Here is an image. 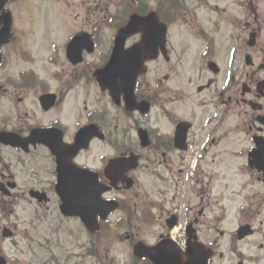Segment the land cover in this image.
Returning <instances> with one entry per match:
<instances>
[{"label": "flooded vegetation", "instance_id": "1", "mask_svg": "<svg viewBox=\"0 0 264 264\" xmlns=\"http://www.w3.org/2000/svg\"><path fill=\"white\" fill-rule=\"evenodd\" d=\"M207 1L199 0L200 7ZM12 2L0 10V39L7 27L3 14H9L6 40L0 43V107L8 105L0 113V148L16 152L18 169L28 175L35 172L38 151H46L49 178L45 185L40 178L33 181L28 192L38 205L55 201L64 218L82 225L86 240L78 242L84 262L73 264H155L139 257L136 247L155 248L164 241L183 251L190 241L199 242L212 257L215 245L204 244L197 234L208 207L221 221L231 217L230 207L232 212L237 207L239 241L261 230L254 222L264 208V23L255 1L237 0L241 14L233 17L224 57L217 34L222 23H207L208 30L186 0H158L155 8L144 0H100L93 12L103 19H94L89 28L64 27L62 40L49 44L45 70H38L33 49L26 48L24 33L16 28ZM151 13L161 30L158 38L143 31L118 38L133 15ZM188 16L196 20L192 27L184 26ZM174 27L181 35L195 31L190 42L199 53L191 64L198 58L204 75L169 70ZM104 32L108 37L100 39ZM77 36L82 39L72 45ZM158 62L168 71L152 73ZM23 63L28 67L20 68ZM155 110L164 128L149 123ZM98 146L104 150L91 159ZM0 163V193L13 198L21 184L5 158ZM59 190L82 192L79 200L92 205L84 217L98 223L94 230L81 216L63 213ZM187 193L196 196L195 207L183 202ZM98 203L114 209L104 217ZM137 216L158 223L162 233L154 241L133 233L119 236L126 241L117 238L109 252L129 242V262L121 263L101 247L113 238L105 225L113 217L127 222ZM88 256L92 262L86 263ZM242 257L237 264H247Z\"/></svg>", "mask_w": 264, "mask_h": 264}, {"label": "rangeland", "instance_id": "2", "mask_svg": "<svg viewBox=\"0 0 264 264\" xmlns=\"http://www.w3.org/2000/svg\"><path fill=\"white\" fill-rule=\"evenodd\" d=\"M147 1L151 8L157 6L158 0H144V2ZM247 1L256 2L254 3L255 8L260 14V20L264 23V0ZM99 2L100 0H57V2L54 0H13L10 8L14 15V23L19 32L24 33L23 39L28 45L26 48L33 49V53L37 57L38 70L46 69V58H51L49 44L55 39L62 40L66 34L62 30L64 27H69L71 30L81 27L89 28L94 19L98 17L103 19V14H97L96 11L98 10L95 11L96 15L93 12V8L99 6ZM236 2L237 0H208L204 6L201 5L200 7L199 0H186L187 7L197 12L198 21L205 23L208 30L211 29V25L207 23H222V28L217 31V34H219L222 47L221 53L226 51L225 54H221L224 57L228 54V46L226 47V45H229L228 39L232 29L233 17L235 14H241ZM110 7L113 6L110 5ZM185 19H188L186 21L188 25L184 24V26L192 27V24L196 23V20L191 16ZM179 29L180 27L173 31L174 52L169 70L179 72L181 76L204 75L203 71L205 70L198 58L194 59L193 65L191 64L195 55L199 53L197 50L195 54V46H193L195 43L194 41L190 42V40H195L193 36L195 31L187 29L188 31L181 35ZM105 34L104 32L100 39L107 38L108 34L106 36ZM163 63H154L150 68L152 73L168 71V67ZM23 67L27 68L28 66L23 63L20 68ZM18 70L12 69L11 72L16 73ZM172 76L174 75L172 74ZM7 110L8 105L6 103L1 104L0 113H5ZM123 118L121 116V119ZM130 121L134 123V120L131 119ZM141 122H145V118L141 119ZM149 123L162 125L164 128V124L157 117L156 110L150 115ZM102 150H104L103 146L95 147L90 153V158L94 159L97 153ZM37 155V165L32 163L35 172H30L28 175L27 172L18 169L20 165L17 164L16 152L9 148H0V158H5V163L10 166L9 170L18 176L21 184L19 189L14 192L13 198L5 197L0 193V255L6 256L8 264L83 263V257L80 256L82 244L78 241L86 240V235L80 222L77 219L64 218L59 211L58 203L55 201L38 205L29 195L28 188L35 185L37 179H42L41 183L45 185L44 179L49 178L50 163L46 151L40 149ZM2 170L0 163V172ZM26 177L29 180L27 181L28 184H25L24 178ZM31 183L32 185H29ZM218 190L216 187L215 193ZM187 194L189 196L183 202H193V207H195L197 204L196 196L193 198L192 194ZM155 198H157L156 195ZM236 210L232 212V207H230L231 217L221 221L214 216L215 213H212V207H208L207 216H203L198 224L199 240L206 245H210L209 242H211L216 247L214 255L210 258V264H237L242 255L247 264H264V208L261 209V216L256 218V222H254L261 230L244 241L237 240L235 235L236 225L242 221L238 218ZM137 217H133L127 222H115V217H113V221L105 225V229L111 231L110 234L113 238L102 242L101 247H105V252L109 253L110 256L116 255L121 263L122 259L124 263L129 262L130 243H117L113 253H110L109 248L112 247L113 249L112 243L117 238L126 239L133 233L142 237V240L154 241V238L162 233V228L158 223L147 222L142 219L143 217ZM5 228L12 230L14 236L3 237L2 233ZM177 231L178 234L183 232L182 229ZM252 255L255 256L254 259ZM90 258V256L86 257L85 262H92ZM92 260L94 259L92 258Z\"/></svg>", "mask_w": 264, "mask_h": 264}, {"label": "water", "instance_id": "3", "mask_svg": "<svg viewBox=\"0 0 264 264\" xmlns=\"http://www.w3.org/2000/svg\"><path fill=\"white\" fill-rule=\"evenodd\" d=\"M7 0H0V10L4 7ZM9 14L4 13L3 19L7 23V27L4 28V31L1 35L0 43L6 40V35L9 28ZM156 13H151L147 17H140L139 15H133L128 26L120 33L119 39H127L130 35H133L139 31L146 32L150 35H156L158 38L159 31L158 28L154 25L157 24ZM5 33V36H4ZM79 39H82V36L76 37L71 44L75 45ZM163 42V41H162ZM70 44V46H71ZM137 48H134L133 55L134 60L139 54ZM115 61V58H114ZM113 61V62H114ZM136 61L134 65H136ZM0 141L2 137L0 135ZM61 198L64 201L62 205L63 213L67 215H78L81 216L85 224L91 229L94 230L98 223L86 219L85 210L92 209L91 203H82L79 199L82 197V192L80 190H59ZM88 198V197H87ZM102 206L103 213L105 217L111 210L114 208L111 206L105 207L102 203H98L97 207ZM12 232L8 229H5L3 232L4 236H10ZM211 252L206 250L203 245L190 241L188 245V251L184 254L179 248H174L169 241L161 242L155 248H144V251L141 252V255H147L155 261L156 264H208V258ZM0 264H6V260L3 257H0Z\"/></svg>", "mask_w": 264, "mask_h": 264}]
</instances>
